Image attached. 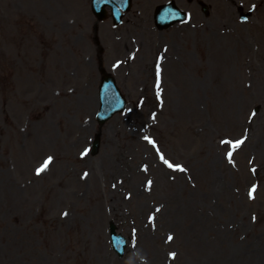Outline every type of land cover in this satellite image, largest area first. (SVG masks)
<instances>
[{
  "label": "rangeland",
  "instance_id": "rangeland-1",
  "mask_svg": "<svg viewBox=\"0 0 264 264\" xmlns=\"http://www.w3.org/2000/svg\"><path fill=\"white\" fill-rule=\"evenodd\" d=\"M166 1L114 26L0 0V264H264V1L175 0L189 20L159 30ZM100 63L129 98L101 128Z\"/></svg>",
  "mask_w": 264,
  "mask_h": 264
},
{
  "label": "water",
  "instance_id": "water-1",
  "mask_svg": "<svg viewBox=\"0 0 264 264\" xmlns=\"http://www.w3.org/2000/svg\"><path fill=\"white\" fill-rule=\"evenodd\" d=\"M105 77H106L105 82H103L101 87L102 107L98 116L100 122L105 121L115 110L114 106L121 104V102L123 101L119 93V90L114 83L115 81L113 80V78L109 76H105ZM96 147L97 145H95V150ZM112 230L113 232H115L114 226H112Z\"/></svg>",
  "mask_w": 264,
  "mask_h": 264
},
{
  "label": "snow or ice",
  "instance_id": "snow-or-ice-1",
  "mask_svg": "<svg viewBox=\"0 0 264 264\" xmlns=\"http://www.w3.org/2000/svg\"><path fill=\"white\" fill-rule=\"evenodd\" d=\"M157 68H158V76H159V65L157 66ZM158 86H159V84H158ZM147 139V138H146ZM154 143V142H153ZM222 143H231V142H228V141H222ZM244 143V141L243 140H238V141H236L234 144H232V147L233 148H236V147H239L241 144H243ZM228 157H229V159H231V157H232V152H229L228 153ZM161 159H164L163 158V156L161 157ZM52 162V158L51 157H49L46 161H45V163L43 164V166L40 168V169H38L37 170V174H40L41 172H43L47 167H48V165L50 164ZM165 163L168 165V167L169 168H178L179 170H184L181 166H179V165H173V164H171V163H169L167 160H165ZM85 175H87V173H85ZM151 182L149 181V184H150ZM255 191V189H253V192ZM250 195H251V193H250ZM157 211H159V209H157ZM64 215H67V213H64ZM172 239V237L171 236H169V240H171Z\"/></svg>",
  "mask_w": 264,
  "mask_h": 264
},
{
  "label": "bare ground",
  "instance_id": "bare-ground-1",
  "mask_svg": "<svg viewBox=\"0 0 264 264\" xmlns=\"http://www.w3.org/2000/svg\"><path fill=\"white\" fill-rule=\"evenodd\" d=\"M263 1H264V0H257L256 3H255L256 6H259V4H261L260 2H263ZM226 14H229V12L225 13V15H226Z\"/></svg>",
  "mask_w": 264,
  "mask_h": 264
}]
</instances>
